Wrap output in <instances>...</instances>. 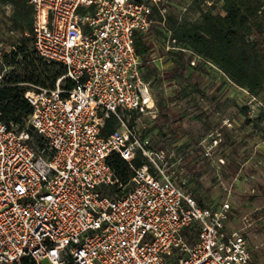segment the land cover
I'll list each match as a JSON object with an SVG mask.
<instances>
[{
  "label": "built area",
  "instance_id": "2783aa9c",
  "mask_svg": "<svg viewBox=\"0 0 264 264\" xmlns=\"http://www.w3.org/2000/svg\"><path fill=\"white\" fill-rule=\"evenodd\" d=\"M29 3L36 52L66 73L54 89L32 85L25 94L42 148L0 111V264H255L247 227H228L231 205H200L179 181L185 156L176 146L154 148L124 117L150 116L144 129L158 117L136 35L166 25L165 0ZM167 34L164 54L155 46L151 62L182 51L196 66L197 47L184 49ZM111 117L118 124L105 134ZM112 153L134 171L127 191L108 163ZM138 155L145 163L136 167ZM117 184L121 194L106 193Z\"/></svg>",
  "mask_w": 264,
  "mask_h": 264
},
{
  "label": "rangeland",
  "instance_id": "374dc122",
  "mask_svg": "<svg viewBox=\"0 0 264 264\" xmlns=\"http://www.w3.org/2000/svg\"><path fill=\"white\" fill-rule=\"evenodd\" d=\"M222 6L219 0H166L169 14L192 23L200 21L202 11L223 13ZM12 12L0 0L1 52L9 51L10 44L21 37L10 30ZM156 48L157 55L164 54L162 37L156 39ZM190 56L186 53L180 60L185 70L171 80L164 74L173 70L176 57L167 55L162 63H151L149 70L156 74L150 82L158 104L154 125L144 129L151 122L148 115L136 122L130 116L126 120L149 136L154 148L176 146L185 156L179 181L205 204L228 202L229 229L247 227L253 261L264 264V93L254 96L213 63L198 58L192 67ZM163 81L167 85L160 89ZM36 138L35 134L32 143L38 147Z\"/></svg>",
  "mask_w": 264,
  "mask_h": 264
},
{
  "label": "trees",
  "instance_id": "16d2710c",
  "mask_svg": "<svg viewBox=\"0 0 264 264\" xmlns=\"http://www.w3.org/2000/svg\"><path fill=\"white\" fill-rule=\"evenodd\" d=\"M219 1H223V13H214L212 10L202 11L200 21L192 23L180 20L176 14L167 12L165 26L157 23L148 33H137L136 50L141 57V71L145 80L150 81V77L156 74L154 70H149L156 39L162 37L165 45L169 29L178 46L184 49L196 46L199 59L215 64L233 83L254 96L264 93V0ZM1 2L12 7L10 30H16L21 35L18 41L10 44L9 51L6 49L0 51V71L4 73L0 86L2 120L9 128L16 127L18 132L25 131L34 136L36 133L28 125L33 107L25 94L32 85L54 89L57 80L65 75L66 70L59 63L44 60L36 52L33 35L34 9L29 0H1ZM153 17L158 22L162 21V16L156 8ZM170 56L176 59L173 70L164 74L167 80L173 79L180 69L182 72L185 70V66L180 64V60L186 57L185 52H171ZM190 57L193 58V55ZM146 69L147 73H145ZM64 83L67 87H72L70 80H65ZM123 114L125 119L129 116L126 112ZM163 116L168 120L166 114ZM131 119L133 122L136 115ZM117 124L116 118L107 119L103 133L112 132ZM36 137L38 147L42 148L45 145L42 137L37 134ZM108 163L119 183L127 186L124 191L130 189L134 176L130 163L118 153H112ZM143 163L145 159L140 155L133 162L136 167ZM121 191L117 184L106 193L115 195L121 194ZM196 199L200 205H205L202 199Z\"/></svg>",
  "mask_w": 264,
  "mask_h": 264
}]
</instances>
